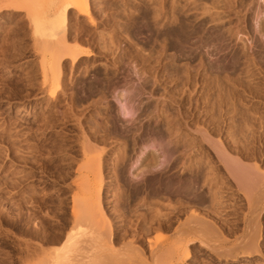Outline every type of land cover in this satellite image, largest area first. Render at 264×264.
<instances>
[{"label": "rangeland", "instance_id": "obj_1", "mask_svg": "<svg viewBox=\"0 0 264 264\" xmlns=\"http://www.w3.org/2000/svg\"><path fill=\"white\" fill-rule=\"evenodd\" d=\"M87 1L94 23L70 11L66 33L68 43L93 54L74 66L64 61L62 84L51 97L27 9L0 0V264H152L148 241L135 229L147 201L181 211L169 226L164 217L151 237L172 235L188 213H197L208 224L207 240L233 238L225 212L243 217L248 202L220 153L255 162L264 175V3L252 13L248 1L242 7L233 0V10L224 0L200 14L213 0H197L195 28L184 26L190 38L174 49L162 36L166 29L153 22L150 0ZM214 10L224 17L205 22ZM241 22L250 38L228 37L226 27ZM123 149L125 160L117 163ZM168 161L166 174L195 178L204 202L161 187L145 190V180L160 172L155 163ZM253 199L264 200V188ZM76 213L89 220L78 229L77 245L63 250ZM262 234L249 247L259 249L253 253L226 257L197 242L185 262L264 264ZM168 250L154 264L180 260L181 253L172 260Z\"/></svg>", "mask_w": 264, "mask_h": 264}, {"label": "bare ground", "instance_id": "obj_2", "mask_svg": "<svg viewBox=\"0 0 264 264\" xmlns=\"http://www.w3.org/2000/svg\"><path fill=\"white\" fill-rule=\"evenodd\" d=\"M19 6L25 7L27 13L31 18L32 36L34 40V48L40 55V68L42 71V84L48 88V93L51 97H55L58 93V89L62 84V75L64 69L67 68L64 65V61L67 58L71 59V66L84 57L93 54L90 48H87L78 44L68 43L69 34L66 33V14L70 11L76 12V15L84 14L88 17L90 23H94L93 18L89 13L87 0H15ZM154 4L153 8V22L158 30L166 29L162 36L166 40V43L174 49H178L182 41L188 40L190 37H184V26H194V21L199 18L198 12H193L197 9V0H150ZM245 1H248L246 5H249L247 10H251L252 13H256L260 9L261 1L264 0H242L241 6L245 7ZM224 0H213L211 6H203V10L200 14H204L207 8L218 9L222 7ZM235 2V1H234ZM233 0H228L233 10L236 8ZM252 5L250 6V4ZM192 11V13H191ZM241 12L242 9L235 10ZM245 14L243 21H245ZM193 16V19L191 18ZM223 15V11L214 10L208 14L205 22L217 23ZM253 15L250 16L252 19ZM136 20V16L132 14L130 23ZM230 23V22H229ZM222 25L223 22H222ZM259 28H264V23L259 24ZM228 37L233 35L238 36L239 33L250 38L249 30L246 25H240L234 29L231 25L226 27ZM253 38V35H251ZM200 44L197 45L199 47ZM264 46V45H262ZM116 63V61H114ZM125 149L119 155L117 163L125 160ZM221 158L224 161L225 167L231 177L236 181L239 189L243 190L247 198V213L241 217L238 211H226L227 217L225 218L230 225V229L234 232V236L231 239H221L219 241L206 239L208 236V224L202 222V217L197 213H188L185 220L179 225L172 235H166L158 233L155 236H150L152 232L158 229L161 225V221L165 217L164 225L169 226L172 223V217H179L181 211H162L157 208H152L151 201L143 203L147 206L144 211L136 212V224L135 229L140 239L148 241V249L152 257V264L158 262L161 258L159 252L165 248L169 249L168 256L173 257L177 253H181L178 261H174L175 264H186L185 259L191 257L188 248L189 245L200 242L203 246L210 247L217 255H224L226 257L238 255L239 253L250 254L259 249H249L251 245L258 242L261 238L262 230L264 229V200L253 199L254 193L257 188H264V175L261 172L259 164L255 162L243 161L227 152L220 153ZM168 163L161 165L159 162L155 163L156 170H159V174L153 175L149 180H145L144 188L148 193H157V188H163L165 192L171 193L180 191L186 195H192L199 201H205L197 190L196 181L193 177H175L173 173H168L171 167H168ZM153 166H150L149 171H153ZM231 184V181L228 180ZM82 183L79 182L78 188H82ZM82 195L93 193V191H80ZM99 192V190H96ZM80 194V193H79ZM75 200L78 199L75 195ZM222 199L214 194L213 203L216 205L222 204ZM75 226L71 228L66 234L62 242V249L66 250L71 246H76L78 240L76 235L78 229L83 225L84 221L89 220V216L86 214H75ZM229 219V220H228ZM159 221L158 226L155 223ZM116 238L115 232L110 231L108 233V241L114 242ZM213 241V243L209 241ZM181 243H183L181 245ZM244 253V254H243Z\"/></svg>", "mask_w": 264, "mask_h": 264}]
</instances>
